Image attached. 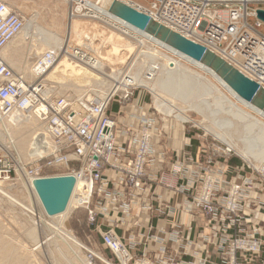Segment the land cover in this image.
<instances>
[{
  "label": "built area",
  "instance_id": "obj_1",
  "mask_svg": "<svg viewBox=\"0 0 264 264\" xmlns=\"http://www.w3.org/2000/svg\"><path fill=\"white\" fill-rule=\"evenodd\" d=\"M263 6L264 0L135 5L152 21L210 49L264 90V29L259 30L264 21L256 13ZM23 25L22 14L0 0V51ZM57 58L52 51L40 54L33 62L37 76L28 81L0 55L1 116L32 112L49 141L37 134L36 146L45 152L28 165L0 154V181H11L19 172L32 179L70 174L75 182L83 180L74 205L86 210L102 246L122 264H251L263 254L264 211L258 204L264 202V164L222 163L218 152L193 156L183 147L167 155L160 114L150 113L137 99L131 110L110 111L111 101L126 106L137 85L98 99L70 101L47 93L42 76ZM58 166L68 172L42 173ZM136 208L141 219H136ZM153 216L155 226L149 223ZM125 219L131 230L126 243L112 227L101 229V223ZM141 237L144 245L137 254ZM259 261L264 264V258Z\"/></svg>",
  "mask_w": 264,
  "mask_h": 264
},
{
  "label": "bare ground",
  "instance_id": "obj_2",
  "mask_svg": "<svg viewBox=\"0 0 264 264\" xmlns=\"http://www.w3.org/2000/svg\"><path fill=\"white\" fill-rule=\"evenodd\" d=\"M78 1L83 3H77L76 8L74 9L75 12H80L82 9H86L85 14L88 13V16L94 17L99 14L100 16L104 17V20L109 21L110 23L112 22V25H118L116 27L125 34L128 33L138 37L140 40L139 42H141V44L146 47V50L142 51L141 56H143L144 59H148V61H144L145 65L143 70L138 69L137 71L133 72L129 71V74L125 72L122 74L121 64L126 63L125 52L126 50L131 51L132 45L129 42H126L125 37L114 33V31L108 30L106 41L108 42V45L110 44V49L106 50L104 53H101L99 48L92 46L93 43L91 41V36H89L88 33H85L84 24L87 23L77 20L73 23L74 33L82 31L83 36H85V40H88V42H84L82 45L76 46V49L69 51L67 50L66 52H71L68 55L80 60V62L87 64L90 68H94L93 70L101 69L104 64L110 65V74L108 76L112 80L109 81L103 77H100L89 68L84 67L74 60L70 61L68 57H62V59L56 65L55 63L52 64L45 71L47 72L49 69H51L47 76H45V81H51L54 79L59 83H62V81L65 83L66 80H68L69 83L71 79L83 80V78H89L96 82V90H98L96 95H99L100 98L109 96L116 89L125 88L128 84L143 86L150 90L152 95H155L154 102L160 111L165 113L178 111L183 115V118L186 117L184 115L185 108L181 109L180 106H178L180 108H177L172 103L165 102V100L161 98L160 92H168L169 89H175L174 85L179 86L180 84H184L186 86L189 84L190 86L195 87V85L199 84L203 87V92H206L204 93L205 95L212 94L211 97L215 99L211 104L213 107L212 109L209 108L207 103H205L202 99L197 100L194 105L192 104L193 106L191 105V108L194 107L193 110H197L202 115L204 121L208 119L209 125H204L205 130L226 144L229 149L233 150L246 162H250L255 166L261 165V162L264 159V111L258 109L252 103L244 99L243 93L248 92V90L250 92L248 81L245 78L239 75L227 73V70L222 68L218 69L217 73H215L211 68L203 64V53L202 51H197V46L194 44L197 42L190 40L185 36H180L172 32L167 37L166 41L163 42L146 32L144 29L143 31L140 30L138 27H136V24L140 21V17L137 14L139 11L136 10L137 8L135 7V4H132V2L124 0L131 5L129 8L131 10H135L136 13L126 7H123L117 2L115 4L113 3V5L110 7V10H107L104 7L107 0H104V6L101 5L103 4L101 0ZM20 32V39H17L16 35L3 48L10 52L17 51L19 47L25 44L29 49L33 48L30 49V54L33 56L39 55L44 49H48L47 51H52L55 53L56 49L62 48V40L50 31L38 27L35 24L34 17H31L28 21H26V23L24 22L23 28ZM34 37H36L37 41L33 45L30 42ZM155 45L158 46L157 48L164 50L166 53L156 49ZM167 53L172 54V56L168 55ZM196 53L199 55V58H197L199 61L194 59V55ZM1 56L8 64H13L16 66L18 63L15 60L12 61V56L8 57L4 54ZM184 62L193 65L200 72L188 68L185 66ZM21 67L18 68V70L21 74H23L24 77L28 79L36 78L37 75L33 64L28 68ZM188 71H190L189 74ZM45 74L46 73H44V75ZM208 76H210L212 79H210ZM173 78L178 81L177 84L176 82L174 84V82L171 81ZM223 79L228 84H226ZM68 83L66 86L69 85ZM49 88L46 87L47 93L51 92V88ZM166 89L167 91H165ZM173 91H176V89ZM236 92L240 94V96ZM181 94L182 92L179 93L180 96ZM182 96L184 98L186 95L182 94ZM256 97L258 96L253 94V97L250 100H253ZM90 98H92V96L88 95L87 99ZM0 125L3 126H0V130L3 128L5 130L4 132L9 138L8 141H6L8 146L3 147L5 149H18L20 155L21 153L26 154L34 152V150L31 148L36 145L38 133H41L44 138V142L48 143L43 126L37 122L32 112L26 113L24 115L14 111L5 117L1 116L0 114ZM232 134H236L237 139H234ZM18 162L20 161H17V163ZM18 177L19 179H17L21 181L20 183L19 181L17 182L18 185L16 183V185L11 186L10 183H7L8 181H0V191L11 195L10 198L15 197L14 191L15 189L17 191V188H19V192L24 194V198L21 197L17 199L15 197V206L21 208V210H25V213L29 215L30 218L35 222L36 225L28 232V236L35 238L34 243L37 244L43 242L38 237L39 233H41L38 231L40 228L41 231L43 229H48L49 231H52V233L54 232L57 234L61 242H63L69 249L73 247L75 248L77 245H81L72 232L70 233V231L65 228L63 216L69 210L71 202L74 204V194L79 187L84 185L83 180H76L64 211L58 214L48 215L44 211L42 204L36 194L32 184L33 179L25 177L22 172H19ZM44 214L48 215L46 219L44 218ZM29 216L27 217L29 218ZM50 218L60 219L58 222L51 225V223H49ZM8 243V241H4L0 238V264H7V262L8 264H25V262L22 260V257L19 256L18 251H15V249L13 250V248L10 247ZM22 251L23 250H21V252ZM121 261L123 262V259H121Z\"/></svg>",
  "mask_w": 264,
  "mask_h": 264
},
{
  "label": "rangeland",
  "instance_id": "obj_3",
  "mask_svg": "<svg viewBox=\"0 0 264 264\" xmlns=\"http://www.w3.org/2000/svg\"><path fill=\"white\" fill-rule=\"evenodd\" d=\"M5 1H7L12 6H14L22 14L25 23L31 17H34L35 24L38 27L50 31L51 33L55 34L57 37H59L62 40L63 49L61 48L55 50L56 51L55 54L58 52L57 53L58 58L57 61L55 62V65L62 59V57H68L70 61L74 60L75 62L83 65L84 67L89 68L100 77H103L109 81L112 80L108 76L110 74V65L104 64L101 69L93 70L94 68H90L87 64L80 62V60L68 55L71 52L69 53L66 52L67 50L69 51L72 49L73 50L76 49V46L82 45V43L84 42L85 43L88 42V40H85V36H83L82 31H78L74 33L73 23L74 21L77 20L87 23L84 24L85 33H88L89 36H91V41L93 43L92 46H94L95 48H99L101 50V53H104L106 50L110 49V44L108 45V42L106 41V35L108 30L114 31V33L125 37L126 42L127 43L129 42L132 45L131 51L126 50L125 52L126 63L121 64L122 74L123 72L129 74V71L133 72V71H137L138 69L143 70V67L145 65L144 61L145 60L148 61V59H144L143 56H141L142 51L146 50V47L143 44H141V42H139L140 40L138 39V37L128 33L125 34L123 31H121L116 27L118 25L115 24L112 25L111 24L112 22L110 23L109 21L104 20L103 19L104 17L100 16L99 14H97V16L94 17L88 16L89 15L88 13L85 14L86 9H82L80 12H75L74 9L76 8L77 3H83V2H80L78 0H71V1L69 0H5ZM129 1L132 2V4L139 5L144 8H148L151 2V0H129ZM249 21L252 22L253 18H249ZM263 29L264 26H261L259 28V30H263ZM16 37L17 39H20L21 32ZM32 39L33 40H31L30 43L34 45L37 41L36 37ZM157 47L158 46L155 45L156 49L165 52L164 50ZM30 49L28 48V46L24 44L21 47H19L17 51L10 52L7 49L3 48L0 54L7 55L8 57L12 56V61L15 60L18 63L16 64V66L13 64L12 65L8 63L7 64L12 68L14 72H16L17 74H21L18 68H20L21 66H22L21 68H28L30 65L33 64V62H35V60L40 54L48 50V49H44L41 51L39 55L33 56L30 54L31 53ZM167 54L172 56V54L170 53ZM184 63L185 66H187L188 68L195 71H199L193 65H190L186 62ZM50 70L51 69L45 72L46 73L45 75L43 74L42 76L43 80L45 79V76H47V74L50 72ZM189 72L190 71H188V74ZM208 77L212 79L210 76ZM24 78L27 79L28 81L34 80V78L33 79H28L26 77ZM173 79L171 81L174 82V84L175 82L177 84L178 81L175 78ZM51 81L44 80L43 83L46 84L48 87H51L50 93L52 95L58 97L62 96L69 99L70 101H74L78 98H87L88 95L92 96V99H98L99 97V95H96L98 93V90H96L97 84L92 79L89 78H83V80L71 79L69 83L68 80H66L65 83L64 81H62V83L64 84L59 83L57 80L54 79ZM67 83L69 84L68 86H66ZM174 87L176 91H173L175 90L174 88L169 89L168 87L167 88L170 90V91L168 90V92L159 91L160 96L163 100H165V102L172 103L177 108L180 107L181 109L185 108L184 109L185 110L184 115L186 116L185 118H183V115L180 114L178 111H174L171 113H165L163 111H160L156 107L154 102L155 95H152V92L143 86H137L136 87L137 89L133 91V94L130 96V98L126 99V108H119V105L122 104H119V102L116 101H111L110 111H117L118 110L117 108H119L121 112L125 110H131L133 109L132 102L138 99L139 103L143 105L146 104V106L149 107L150 113L155 115L160 114V116L162 117V122L164 123V129L166 133L164 137L165 139L163 140L169 141L170 144L168 148H170V150L180 149L182 146H184L186 150L188 151L190 149L194 150L199 155H202L204 153L218 152L217 161L222 163L224 161L228 162L229 164H236V165H241V164L246 165L247 163H250L240 158V156L236 154L233 150L229 149L226 144H224L222 141H220L219 139L215 138L212 134L207 132L205 130L204 125L206 124L209 125L208 119L204 121L202 115L197 110H193L194 107L191 108L192 104L194 105V103L197 102V100L202 99L204 100L205 103H207L208 107L212 109L213 107L211 104L213 103V100H215L211 97L212 94L205 95L204 93L206 92L205 91L203 92L204 89L199 84L195 85V87L190 86L189 84L186 86L184 84L183 85L180 84L179 86L174 85ZM165 91H167V89ZM181 92L182 94L186 95L184 96V98L182 94L181 96L179 95V93ZM0 126L3 127L2 125ZM4 131L5 130L3 128L0 130V154L7 153L10 160L14 164L17 163V161H20L18 163L25 165L31 164L34 162L35 159H37L39 155L45 152L44 149L42 148L40 149L36 147V145L34 144H33L34 147L31 148L34 150V152L26 153V154L21 153V155L18 149L17 150L14 148L5 149L4 147L8 146L6 141H8L9 138L7 137V134ZM232 135L234 139H237L236 134H232ZM48 145H49V141H48ZM36 148H38L39 150ZM261 164H264V159L261 162ZM67 172L68 169L62 166L49 167L43 169L42 171L43 174H47V175L63 174ZM231 173L232 174H228V175L230 176L234 174L233 172ZM17 178L19 179V177L16 175L13 178V180L8 181L7 183H10L11 186L16 185L18 181L20 183L21 181L18 180ZM18 190L19 188H17V191ZM17 191L15 189L14 196L17 199L21 197L24 198L23 197L24 194ZM262 192H264V190ZM10 196L11 195H8L0 191V238L3 239L4 241H8L9 242L8 245L12 247L13 250L15 249V251L16 250L18 251L19 256L22 257V260L23 262H25V264H109V263L122 264V262L119 261L110 252V250L104 248L102 245H99L98 234L96 233L94 226L89 223L87 212L84 208L75 207V205L71 202L72 205L70 204L69 210L63 216L65 228L68 231H70V233L72 232V234L81 243V245H77L75 248L73 247L69 249L63 242H61L57 234H55L54 232L52 233V231H49L48 229H43L41 231L40 228L38 229V231L41 233H39L38 237L43 242L35 244L34 243L35 238H31L30 236H28L29 230L36 225L35 222L33 221V219L30 218L29 215L25 213L26 212L25 210H21V208L15 206L16 203L14 201L15 197L10 198ZM258 205L260 206V211L262 213L264 211V208L263 209L261 208L264 207V202H260ZM26 215L29 216V218ZM47 216L48 215L44 214L45 219L47 218ZM59 219L60 218H50L49 223L53 225L54 223L58 222ZM59 245L65 247H60ZM20 247L21 250H23L22 252L24 253L21 252ZM90 251L97 254V257L92 256L90 258V253H89ZM262 253L263 254L259 258L255 259V262H252L251 264H261V261L258 262V260L259 259L263 260L264 249Z\"/></svg>",
  "mask_w": 264,
  "mask_h": 264
},
{
  "label": "water",
  "instance_id": "obj_4",
  "mask_svg": "<svg viewBox=\"0 0 264 264\" xmlns=\"http://www.w3.org/2000/svg\"><path fill=\"white\" fill-rule=\"evenodd\" d=\"M89 1H97V0H89ZM101 2L103 4H101ZM101 2L100 4L104 6V0L103 1L101 0ZM116 2L122 5L123 7H126L129 10H131L129 8L131 5L123 0H107L106 5L104 6L105 9L110 10V7L113 5V3L115 4ZM136 10L139 11L138 9ZM131 11L136 13L135 10H131ZM256 13H257V17L261 19L262 21H264V10L258 9ZM137 14L140 17V21L136 24L137 26L136 25L134 26L138 27L142 31L144 29L146 32L155 36L160 41L164 42L166 41L170 33L172 32L176 33L166 28L165 26H162L152 21L149 18V16L144 12L139 11V13ZM176 34L180 35L178 33ZM194 44L197 46V51L199 52L202 51L203 53V60H204L203 64L211 68L215 73H217L218 69L222 68V69H226L227 73L239 75L245 78L248 81L250 92L248 90V92L243 93L244 99L252 103L258 109L264 111V90L263 89L259 88L255 82H253L252 80L244 76L237 69L233 68L229 63L223 60L220 56L216 55L210 49L198 43H194ZM194 57H195L194 59L197 60V58H199L198 53H196ZM224 82L228 84L225 80ZM253 94L258 97L254 98L253 100H250L253 97ZM238 95L240 96V94ZM32 184L42 204L44 211L48 215H54V214H58L64 211V209L66 208V205L68 203L69 197L71 195L72 189L75 184V178L73 175H70V174L48 176V177H41V178L33 179Z\"/></svg>",
  "mask_w": 264,
  "mask_h": 264
},
{
  "label": "crops",
  "instance_id": "obj_5",
  "mask_svg": "<svg viewBox=\"0 0 264 264\" xmlns=\"http://www.w3.org/2000/svg\"><path fill=\"white\" fill-rule=\"evenodd\" d=\"M138 100V99H137ZM119 108H126V106H124V104H122V105H119ZM119 108H117L118 110H120ZM117 110V111H118ZM117 111H113V112H117ZM167 137V136H166ZM163 139H165V138H163ZM163 144H164V147H165V153L167 154V155H170L171 154V151H170V148H168L169 147V141L168 140H163ZM184 149H185V147L184 146H182ZM191 150V149H190ZM189 150V151H190ZM199 151V150H198ZM191 152V154L193 155V156H197L198 155V153L196 152V151H194V150H191L190 151ZM175 201V199L174 200H172V202H174ZM134 212H135V215L137 216V218L136 219H141L142 218V215L139 213V211H138V209L136 208L135 210H134ZM139 214V215H138ZM100 220L101 219H99V222H100ZM102 221V220H101ZM160 222H163V221H159V223ZM127 226H126V219H125V221L124 222H121V223H109V222H104V223H101V229L102 230H106V229H108V228H110V227H112L113 229H114V231L116 232V234L118 235V236H120V238L126 243V240H127V238H128V236H129V234H130V231L131 230H129V223H130V221H128L127 220ZM152 226H155V224L157 223V219H156V217L155 216H153V217H151V219H150V222H149ZM95 229V231H96V233L98 234V243H99V245H102L101 244V237H100V235H99V233H98V231H97V229L96 228H94ZM141 236V235H140ZM143 245H144V239H143V237H141V239H140V241H139V243L137 244V246L134 248V251H136V253L137 254H140L141 252H142V249H143ZM149 248H151V249H154L155 248V246L153 245V244H150L149 245Z\"/></svg>",
  "mask_w": 264,
  "mask_h": 264
}]
</instances>
